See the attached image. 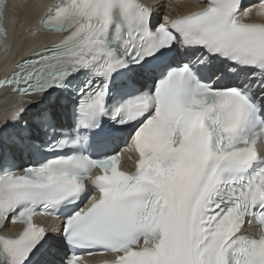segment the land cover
<instances>
[{"label": "bare ground", "instance_id": "6f19581e", "mask_svg": "<svg viewBox=\"0 0 264 264\" xmlns=\"http://www.w3.org/2000/svg\"><path fill=\"white\" fill-rule=\"evenodd\" d=\"M206 4L207 0H186L182 3L167 5L162 0H145L146 9L152 14L154 23L160 21V24L169 20L172 21V18L178 16L195 15L201 9H206ZM51 9H53V4L50 0H9L6 9L8 29L3 38V48L0 47V85L1 80L5 79L4 74L6 71L12 70L13 66L17 67V60L22 55L27 54L30 50L36 52V48L42 49L45 40L50 41V43L59 42L58 34H48L41 30L38 25L39 15ZM241 22L244 24H264V5L248 8L241 15ZM88 57L96 63L105 61L107 58L103 50L90 53ZM217 73L221 74L220 71ZM136 74L138 73L136 72ZM46 96V98H32L29 100L14 99L11 95H8V89L0 86V156L3 155L4 151L11 150L15 160L21 161L22 159L15 152L16 148L20 146L18 144L20 137L26 134L25 140L39 139L37 126L33 121L24 117L30 113L31 109L34 110L33 115L36 118H39L42 113L51 114L59 121L68 116L66 110L70 104L61 97V93L55 95L56 104L53 103L54 96L50 94ZM42 100L46 101L42 102ZM40 102L42 103L38 106ZM27 105L30 108L25 109ZM26 126L33 128V130L25 131L21 129ZM47 229H50V227L47 226ZM20 231L19 228L7 226L6 230L0 232V234L9 235ZM46 235L47 237L38 236L43 242L27 264H62V259L67 255L63 239L55 234ZM11 260L12 263L10 261V264H18L16 257Z\"/></svg>", "mask_w": 264, "mask_h": 264}]
</instances>
